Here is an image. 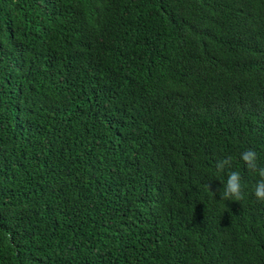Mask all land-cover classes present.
<instances>
[{
  "label": "trees",
  "instance_id": "1",
  "mask_svg": "<svg viewBox=\"0 0 264 264\" xmlns=\"http://www.w3.org/2000/svg\"><path fill=\"white\" fill-rule=\"evenodd\" d=\"M249 149L264 0H0V264H264Z\"/></svg>",
  "mask_w": 264,
  "mask_h": 264
},
{
  "label": "clouds",
  "instance_id": "2",
  "mask_svg": "<svg viewBox=\"0 0 264 264\" xmlns=\"http://www.w3.org/2000/svg\"><path fill=\"white\" fill-rule=\"evenodd\" d=\"M240 159L244 162L246 168L259 177L254 189L253 195L257 201L264 202V167H259L257 163V154L254 150H246L241 153ZM231 166V158L222 159L216 162V172L222 173L226 167ZM219 192V189L217 190ZM220 199L223 201H239L243 198L241 190V176L239 172L232 171L228 174L226 183L223 185L222 192H219Z\"/></svg>",
  "mask_w": 264,
  "mask_h": 264
}]
</instances>
